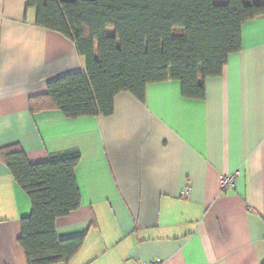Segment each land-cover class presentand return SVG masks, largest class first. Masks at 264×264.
I'll return each instance as SVG.
<instances>
[{
  "label": "crops",
  "instance_id": "obj_1",
  "mask_svg": "<svg viewBox=\"0 0 264 264\" xmlns=\"http://www.w3.org/2000/svg\"><path fill=\"white\" fill-rule=\"evenodd\" d=\"M26 1L0 0V264H28L18 238L31 203L1 153L12 144L31 163L79 150L80 205L55 231L84 242L53 264H264V14L243 23L240 49L205 79L204 98L169 79L147 84L143 101L119 92L110 115L68 118L29 99L84 59L36 25ZM235 172L221 189L218 176Z\"/></svg>",
  "mask_w": 264,
  "mask_h": 264
},
{
  "label": "trees",
  "instance_id": "obj_2",
  "mask_svg": "<svg viewBox=\"0 0 264 264\" xmlns=\"http://www.w3.org/2000/svg\"><path fill=\"white\" fill-rule=\"evenodd\" d=\"M35 24L71 39L83 71L46 83L31 109L51 106L68 118L110 115L113 99L129 92L143 101L147 84L178 80L184 97L202 99L205 79L222 73L241 47V26L264 14V0H27ZM31 212L21 219L19 245L28 264L67 261L84 234L60 239L55 220L77 209L74 175L78 149L53 152L31 163L16 144L1 150Z\"/></svg>",
  "mask_w": 264,
  "mask_h": 264
},
{
  "label": "built area",
  "instance_id": "obj_3",
  "mask_svg": "<svg viewBox=\"0 0 264 264\" xmlns=\"http://www.w3.org/2000/svg\"><path fill=\"white\" fill-rule=\"evenodd\" d=\"M236 175L237 172L231 173V174H220L218 176V181L221 189H225L227 187H233L236 182ZM191 190L190 186H186L182 191H181V196L186 197L188 192ZM139 264H164V261L160 258H155L151 259L149 261H143L140 262Z\"/></svg>",
  "mask_w": 264,
  "mask_h": 264
},
{
  "label": "rangeland",
  "instance_id": "obj_4",
  "mask_svg": "<svg viewBox=\"0 0 264 264\" xmlns=\"http://www.w3.org/2000/svg\"><path fill=\"white\" fill-rule=\"evenodd\" d=\"M216 2H222V0H216Z\"/></svg>",
  "mask_w": 264,
  "mask_h": 264
}]
</instances>
